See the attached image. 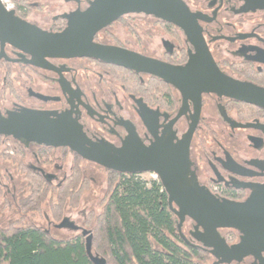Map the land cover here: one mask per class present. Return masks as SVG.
I'll return each instance as SVG.
<instances>
[{"label":"flooded vegetation","instance_id":"af4514ba","mask_svg":"<svg viewBox=\"0 0 264 264\" xmlns=\"http://www.w3.org/2000/svg\"><path fill=\"white\" fill-rule=\"evenodd\" d=\"M10 1L20 20L61 33L97 0ZM179 1L190 15L188 33L157 14L133 11L96 32L92 43L191 73L209 69L210 57L230 83L264 90V0ZM186 78L181 75L177 83L190 87ZM185 94L191 98L158 77L99 59L38 62L6 45L3 54L0 50V125L12 116L38 117L52 125L47 144L0 135V181L9 178L11 208L13 200L23 198L24 176L37 179L41 191H56L65 185L73 166L81 167L82 162L107 175H128L86 161L69 147L48 143L60 144L67 138L120 159L160 165L179 150L194 126L179 188L217 207L252 200L255 221L243 230L219 228L215 236L189 216L179 227L178 208L169 203L155 175L176 221L177 245L193 256L191 264H264V109L215 92H202L199 99L191 88ZM13 175L20 178L19 187L13 186ZM89 213L95 220L101 212ZM63 219L77 227L72 232L78 235L88 231L68 216Z\"/></svg>","mask_w":264,"mask_h":264},{"label":"water","instance_id":"95a60500","mask_svg":"<svg viewBox=\"0 0 264 264\" xmlns=\"http://www.w3.org/2000/svg\"><path fill=\"white\" fill-rule=\"evenodd\" d=\"M148 11L159 15L168 22L177 24L185 32H189V12L179 0H97L87 14L81 15L68 23V27L61 33H48L15 16L13 11H6L0 2V50L10 46L32 59L42 62L45 58L91 57L114 64L136 72H144L158 77L177 87L184 98H191L186 91L191 88L199 99L202 92H215L237 101L253 104L264 109V90L250 86L230 83L216 69L209 59V69L204 72L177 71L158 62L139 57L123 50L101 47L92 43L96 32L127 12ZM184 75L190 87L177 83ZM51 122L38 117L13 116L4 120L0 125V135L24 137L42 140L47 144L51 139ZM194 126H191L183 137L179 150L172 152L167 162L160 161V165H152L142 160H125L108 155L97 146L74 143L62 138L60 144L51 146L69 147L82 159L101 165L117 173L128 175L153 174L159 177L162 187L168 196L169 203L174 202L178 208L176 212L180 224L185 216H189L197 226L215 236L219 228L243 230L255 220L252 216L253 201L244 204L229 203L223 206H213L203 203L197 195H187L180 188L179 183L187 167V148L192 137ZM89 148H87V146ZM157 154V153H156ZM56 229L77 230L68 219H63L54 226ZM85 250L92 264H107L103 258L91 252L92 236L83 231Z\"/></svg>","mask_w":264,"mask_h":264},{"label":"trees","instance_id":"16d2710c","mask_svg":"<svg viewBox=\"0 0 264 264\" xmlns=\"http://www.w3.org/2000/svg\"><path fill=\"white\" fill-rule=\"evenodd\" d=\"M17 164L21 169L19 160ZM23 179V198L16 199L21 218L26 213H40L46 205L54 225L61 221L66 209L80 205L82 195L91 186L79 166H73L65 185L56 191H41L40 183L30 176ZM111 179L100 215L93 223L92 214L86 216L92 236L91 252L107 264H191L193 256L175 241L176 221L167 208L159 182L138 175ZM1 182L0 199L5 210L11 208L10 186ZM21 218L0 226V264H92L83 235L60 240L48 229L25 225Z\"/></svg>","mask_w":264,"mask_h":264},{"label":"rangeland","instance_id":"374dc122","mask_svg":"<svg viewBox=\"0 0 264 264\" xmlns=\"http://www.w3.org/2000/svg\"><path fill=\"white\" fill-rule=\"evenodd\" d=\"M70 165H71V161L70 159H68L67 167H70ZM81 168L91 182L90 190L82 195L80 205L76 209L65 210V216L70 217L71 220L75 221L79 226L84 225L86 230H89L90 226L83 224L84 215L87 214L88 216L89 215L88 213L91 210H94L96 214H99L102 211L103 204L109 193V182H110L109 180H112L111 178H117V177L114 175H107L88 163L82 162ZM142 177L146 180L153 179L152 175L149 174H143ZM13 179H14L13 186L19 187L20 184L18 183V181H20V178L17 177L16 175H13ZM8 180H9L8 177H4V180L3 181L1 180L2 184L6 186L7 185L11 186ZM21 184L23 183L21 182ZM45 206H43L40 213H36V214L29 213L26 214V216L22 217L23 223L25 225H34L41 227L43 229H48L51 234L55 235L54 237L60 240H65V239L73 238L75 236H79L77 233H74L66 229L59 230L54 228L53 223L50 222V218L48 220L47 216L49 214L47 207ZM2 207L3 205L0 199V226L2 227L6 226V224L9 221H11V219L13 221H16L17 219L21 218V216H19L20 214L17 209L16 200H13V208H9V209L6 208L5 210L4 209L2 210ZM91 222L92 223L94 222V217L91 218ZM58 223L59 221L56 224Z\"/></svg>","mask_w":264,"mask_h":264},{"label":"built area","instance_id":"2783aa9c","mask_svg":"<svg viewBox=\"0 0 264 264\" xmlns=\"http://www.w3.org/2000/svg\"><path fill=\"white\" fill-rule=\"evenodd\" d=\"M0 2L2 3V5L4 6L6 11H8V12L9 11H13L14 5H13L12 1H10V0H0ZM138 176L143 178L142 175H138ZM152 177H153L152 180H156V176L155 175L152 174Z\"/></svg>","mask_w":264,"mask_h":264}]
</instances>
